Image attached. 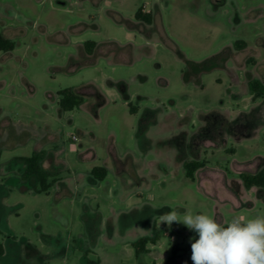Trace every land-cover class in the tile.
Masks as SVG:
<instances>
[{
	"label": "rangeland",
	"instance_id": "1",
	"mask_svg": "<svg viewBox=\"0 0 264 264\" xmlns=\"http://www.w3.org/2000/svg\"><path fill=\"white\" fill-rule=\"evenodd\" d=\"M142 5L152 23L122 19ZM0 36L15 43L0 50V107L25 140L0 150L14 170L0 176V264H192L195 232L160 215H264L240 178L264 168V95L248 87L264 84V0H0ZM69 88L83 103L65 111ZM36 149L47 192L23 179ZM188 160L206 163L194 179Z\"/></svg>",
	"mask_w": 264,
	"mask_h": 264
},
{
	"label": "clouds",
	"instance_id": "2",
	"mask_svg": "<svg viewBox=\"0 0 264 264\" xmlns=\"http://www.w3.org/2000/svg\"><path fill=\"white\" fill-rule=\"evenodd\" d=\"M182 223L195 232L192 264H264V215L234 216L227 224L206 213L176 209L158 217L159 224Z\"/></svg>",
	"mask_w": 264,
	"mask_h": 264
},
{
	"label": "trees",
	"instance_id": "3",
	"mask_svg": "<svg viewBox=\"0 0 264 264\" xmlns=\"http://www.w3.org/2000/svg\"><path fill=\"white\" fill-rule=\"evenodd\" d=\"M136 18L138 20L144 21L145 23H152L153 16L149 12H145L142 8H140L136 13ZM239 43V42H238ZM96 43L94 41L86 42V51L88 53H92L94 46ZM239 45V44H237ZM15 47V43L12 41H8L2 36H0V50L11 51ZM249 91L251 94L260 93L264 95V84L257 80L253 79L248 84ZM61 98L59 105L61 109L68 111L73 110L75 107L80 106L83 103V98L76 94L72 89H65L59 92ZM46 152L44 150L34 151L32 155L28 157H23L22 160L26 164V169L23 174V179L27 180L31 177H34L36 181L40 184L41 189L36 190V192H47L52 186V182L49 181L53 177L52 173L45 170L42 166V161L44 160ZM1 159V155H0ZM204 161L198 160H188L184 163V168L186 171V176L190 179H194L195 172L205 166ZM93 175L99 180H103L107 171L105 168L97 167L93 170ZM240 178L243 182L244 187L247 190H250L254 187L262 189L264 193V168L258 171L255 174L250 173H242ZM156 230V228H155ZM161 238V233L155 231L153 236L142 237L136 240L133 243V247L135 248L136 254L140 255L148 251V244H156ZM179 248L174 246L172 248V255L170 256V260H174L178 256ZM5 253V248L2 243H0V257H2ZM88 264H98V261L88 262Z\"/></svg>",
	"mask_w": 264,
	"mask_h": 264
},
{
	"label": "crops",
	"instance_id": "4",
	"mask_svg": "<svg viewBox=\"0 0 264 264\" xmlns=\"http://www.w3.org/2000/svg\"><path fill=\"white\" fill-rule=\"evenodd\" d=\"M123 1V0H122ZM125 1V0H124ZM143 6L144 7H146V9L144 10L145 12H149V13H151V11H150V9H148L147 8V6L146 5H142V6H140L136 11H134V19H129V18H127V17H125V16H123L122 15V19L123 20H125V21H130L131 23H133V25H135L136 27H138V19L136 18V13H137V11L140 9V8H142L143 9ZM152 14V13H151ZM153 16V15H152ZM124 21V22H125ZM153 21V20H152ZM127 25V24H126ZM136 27H131L132 29H134V28H136ZM96 45H97V43H96ZM19 124V123H18ZM21 125V124H20ZM23 125H25V124H23ZM12 127V128H11ZM16 127V121L15 120H13V118H12V112H9V111H7L6 109H4V108H1L0 107V150L2 149V148H13V147H15V146H17V145H24L25 144V140H23L22 138H21V136H16L15 134V128ZM36 151H40L39 149H36ZM45 151V150H44ZM46 152V151H45ZM46 156V155H45ZM13 162L12 163H14L15 161H16V158H14L13 160H12ZM44 161V160H43ZM43 161H42V166H43ZM1 163H0V168H1ZM24 165H25V168H24V172H25V169H26V164L24 163ZM46 170V169H45ZM14 170H11V169H7V173H2V172H0V176H3V180L4 179H6V177L5 176H8V175H11V176H13L14 175ZM13 173V174H12ZM31 178H34V177H31ZM30 178V179H31ZM27 180H29V179H27ZM254 188H257V187H254ZM253 189V188H252ZM256 195V194H255ZM264 195V194H263ZM154 227H156L157 228V226H154ZM158 229V228H157ZM146 232H148V231H146ZM162 235V234H161ZM148 236H150L151 237V234H146V235H143V236H141L140 238H142V237H148ZM139 238V239H140ZM138 240V239H137ZM160 240H161V238H160ZM160 240L156 243V244H158L159 242H160ZM136 241V240H135ZM135 241H133V243L135 242ZM133 243H132V245H133ZM156 244H148L147 245V249H148V251L147 252H145V253H149V252H151V246H155ZM178 248H180L179 246H177ZM5 248V247H4ZM181 249V248H180ZM179 252V251H178ZM142 254H144V253H142ZM142 254H140V255H142ZM4 255H5V253H4ZM3 255V256H4ZM137 255V254H136ZM140 255H137V256H140ZM2 256V257H3ZM1 258V257H0ZM87 258V257H86ZM83 259V264H88V262H94L95 260H90V259ZM176 259V258H175ZM174 259V260H175ZM96 261H98V264H103V260L101 259V258H99L98 260H96ZM169 261H173V260H170V257H169Z\"/></svg>",
	"mask_w": 264,
	"mask_h": 264
}]
</instances>
